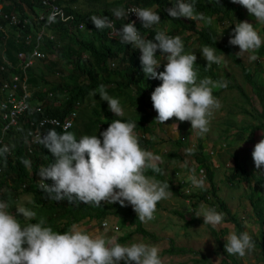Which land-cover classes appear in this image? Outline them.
<instances>
[{
    "label": "clouds",
    "instance_id": "obj_1",
    "mask_svg": "<svg viewBox=\"0 0 264 264\" xmlns=\"http://www.w3.org/2000/svg\"><path fill=\"white\" fill-rule=\"evenodd\" d=\"M231 2L243 6L249 14L254 15L257 23L264 24V0ZM130 12L136 14L143 28H150L161 20L156 11L141 7L130 9L127 13L118 7L112 10L114 16L112 18L107 15H92L90 19L97 30L109 29L107 32L109 38H118L121 44H131L134 49H139L141 53L139 59L145 75L162 81L151 93L152 105L157 113L155 121L164 124L175 117L180 122H190L191 129L197 135L207 134L214 111L222 106L213 92L227 87L226 81L213 80L210 77L198 78V70L194 67L197 56L193 50L185 52L184 43L179 35L170 36L165 31L157 30L154 40L146 39L135 26L138 23L128 20L121 28H116L114 19H122L125 15L128 17ZM167 12L172 18L186 17L203 21L207 25L213 22L212 18L205 16L204 13H197L194 4L185 0H177L175 7L167 9ZM57 16L61 20L65 19L62 11L53 9L46 22L55 23ZM37 18L35 22L40 26ZM41 23L43 25L39 29L35 28L34 33L43 28L45 34H49L45 31L48 24ZM31 27L33 29L32 24ZM82 28L83 24L78 29ZM110 31L111 36L108 34ZM228 42L239 47L240 51L236 55L249 53L251 60L257 59L254 53L264 45V40L254 25L248 21H239L235 24ZM158 49L162 59L167 61L163 71L159 72L157 69L160 67L161 59L157 58ZM200 51L207 61L208 68L224 61V56L216 54L215 47L204 45ZM97 93L101 100L107 101L108 108L115 116H124L120 100L109 95L105 85L100 84L93 94ZM77 109H70L75 111L72 125H66L64 129L57 127L63 131L62 133L57 132L56 127L48 128L45 135L36 136L35 144L29 141L26 131L28 139L25 142L29 152H33L41 144L54 157L52 163L41 166L38 172L39 188L46 194L45 198L54 201L67 198L70 203L79 201L96 207L101 206L102 202L109 204L118 202L121 206H126L127 202L141 222L153 220L157 203L169 199L172 195L168 182L147 174L149 170L155 174H163L158 163L161 157L141 146L140 138L134 131L136 123L130 120H113L99 136L96 133L85 134L77 139L74 132L68 131L75 125ZM70 111L64 117L58 118L64 119ZM28 119V115L25 114L20 120L25 122ZM32 120L34 119L30 121ZM5 133L0 135L1 142L4 141ZM261 135L262 138L254 145L252 151L257 170L264 165V132ZM188 151L191 153L192 149ZM8 152V146L0 148V157H5V164ZM19 161L30 169V160L22 157ZM46 180L53 183L50 185ZM190 180L194 187L204 188V181L197 178L195 169L191 170ZM9 207L8 203L0 202V264H121V261L124 264H164L160 256L161 249L157 245L143 241L122 244L118 242L116 236L110 237L106 232L88 231L77 224H73L66 231H56L47 225L43 216L37 218V212L23 203L15 206V214ZM194 212L197 217H203V224L214 229L224 222V213L218 212L214 207L201 205L199 210ZM103 221L104 218L100 223ZM105 227L107 228V223ZM225 241V250L230 255L243 257L255 247L252 237L246 231L239 234L231 231Z\"/></svg>",
    "mask_w": 264,
    "mask_h": 264
},
{
    "label": "rangeland",
    "instance_id": "obj_2",
    "mask_svg": "<svg viewBox=\"0 0 264 264\" xmlns=\"http://www.w3.org/2000/svg\"><path fill=\"white\" fill-rule=\"evenodd\" d=\"M126 1L76 0L71 4V7L81 12H101L103 10L116 9L121 5V2L124 4ZM200 1L209 2V0ZM145 2L146 0H138L137 4L141 8H149L156 11L161 17L160 22L153 25L154 30L165 31L170 36L179 35L184 43L185 52L194 51L197 56L194 67L198 70V78L201 77L200 74L203 71H206L203 78L209 77L213 73L217 75L211 76V79L220 80L218 79L220 77L221 81L228 83L227 87L216 89L218 94L215 97L222 106L214 111L210 131L203 136H199L191 129L190 122H180L175 117L164 124L155 121L156 111L150 105L148 99L143 100L145 102L143 104L142 99L135 96V86L133 84V87L126 89V94H119L115 91L109 92V95L120 100L125 117L146 123V130L135 128L134 131L138 137L144 135L146 141L142 142V147L144 144L151 143L146 150L161 157V161L158 163L162 166L163 181L169 183L172 195L169 199L161 200L157 203L153 220L146 223L141 222V225L147 231L144 234L133 231L135 224H130L127 210L129 209L134 213L135 211L127 202V208L119 203L111 204H115V206L111 207L109 215L104 217L107 228L100 223L101 220L88 219L87 217L80 219L74 224L88 231L106 232L110 237L116 236L118 242L122 244L143 241L157 245L161 249L160 256L166 264H222V258L228 254L224 247L225 238L231 231H235L238 234L246 231L250 236L259 238L260 231L264 230V220L258 219L249 200L250 195L254 198L256 194L264 195V183L258 187L259 190L254 187L253 179H250V183L240 182L238 178L232 179V174L235 172V163H239L252 177L264 179V165L257 170L252 158L254 145L262 138L261 133L264 132V127L259 126L260 123L264 124V110H262L251 84L245 79L241 65L231 55L227 53L217 54L216 52L217 55L224 56V61L219 65L213 64L208 68L206 66L207 61L203 58L200 51L202 47L191 30L174 29L172 20L169 19L163 10L158 8L156 4L146 5ZM4 3V0H0L2 6ZM61 4L66 5L64 0H62ZM169 8H172L171 5L167 6V9ZM13 12L16 13L17 11L14 10ZM24 13L33 16L29 9L25 8ZM205 16L212 18L213 22L211 25H207L203 21H195L194 25L196 27L200 25L209 26L220 35L221 39H228L229 41L232 29L237 22V16L232 15L222 19L216 15ZM181 20L189 23L192 19L181 17ZM240 21L252 23L262 40H264V24L257 23L254 15L249 14L246 8L243 9ZM2 31L16 41L17 33L11 25L5 24L2 27ZM80 35L85 37L87 32L82 30ZM2 48L3 45L0 44V54ZM239 51L240 49L237 46L235 52L238 53ZM47 53L45 55L47 57L44 60H35L32 66V75L36 80L30 84L31 102L37 104V102L41 101L44 107L51 106L54 109L61 104L62 94L52 93V96H50L52 99L47 97L45 100H39L38 97L48 90L50 83L60 82L63 78H67V75L72 73V68L70 62L55 56L53 51L47 50ZM249 55V53H244L239 58L244 64L249 65L253 70L255 69V76L264 98V56L255 54L257 59L251 60ZM157 56L158 59H161L160 67L157 69L159 72L167 61L162 59L159 49L157 50ZM115 64L118 66L119 62L115 61ZM95 90L92 89L80 100L74 125L78 139L85 134L92 135L96 133L99 136L100 132L106 129L98 127L92 132L83 131L82 122L87 120V117L91 114V109L101 111V106L108 108L107 101L101 100L98 93L96 95L93 94ZM15 137L16 135L12 133L8 136V139L12 141ZM100 138L102 139V137ZM199 140L201 142V152L197 151ZM2 142L9 147L7 139ZM239 144L241 145L239 146ZM189 149H192L191 153L188 151ZM200 153L205 160V164L213 172L212 183L214 184L215 193L212 192L210 183L206 180L202 164L196 158ZM192 169H195L197 178L203 179V189L196 188L191 184ZM29 171L31 170L29 169ZM5 180L9 186L13 187V184H15L7 177ZM5 190L6 185L0 186V193ZM39 191L23 192L16 189L13 201L9 202L4 198H0V202L8 203L10 206L9 210L13 214L16 213L15 206L23 203L26 207L37 212V218L43 216L47 221L52 211L48 209L49 200H45ZM257 191H260V193H257ZM202 193L205 194L206 198H209L211 203L217 205V201H222L229 208V213L234 214L240 221V230L237 223L228 218L229 213L219 206H217V211L224 213V222L215 229L210 225L203 224V217H197L194 212L198 211L201 205L210 207L208 201L200 197ZM66 201L70 203L67 198ZM262 212L264 217V210ZM20 218H22V215ZM121 236H124V238H120ZM259 250L260 248L255 244L254 249L246 253L245 256H232L239 264H264ZM122 263L124 262L121 261Z\"/></svg>",
    "mask_w": 264,
    "mask_h": 264
},
{
    "label": "trees",
    "instance_id": "obj_3",
    "mask_svg": "<svg viewBox=\"0 0 264 264\" xmlns=\"http://www.w3.org/2000/svg\"><path fill=\"white\" fill-rule=\"evenodd\" d=\"M4 1L5 3L2 6L4 11L13 12L15 10L17 11L16 14H18L19 18L25 17L29 20V22L24 24L23 27L11 25V27L17 33L15 41L12 37L4 34L2 27H4L5 23L0 19V44L3 45L0 54V65H2L3 60H5L14 67L7 68L8 71H17L15 68L16 63L19 60L17 53L21 52L26 56L29 55L30 50L35 45V36L33 30L35 28L39 29L40 26L43 25V23H40V26L37 25L35 20L37 16L40 13H44L45 10L41 6L42 0ZM75 1L76 0H64L66 3L64 6L61 4L62 0H57L64 12L70 15L73 21L62 22L56 18L55 23L45 26V31L49 34H45L43 36L40 50L53 51L55 56H59L60 58L70 62L72 68V73H69L67 78H63L60 82L50 83L48 90L40 94L38 97L39 100H45L47 97H49L47 94L49 92L63 95L61 104L56 106L54 109L51 108V106H46L45 112L59 118L64 117L70 111V109L79 108V104L81 102L80 100H82L83 96L88 94L92 89H97L100 84L105 85L108 93L115 91L119 94H126V89L135 86V96H137V98H141L142 102L143 100L148 99L150 105L153 107L151 93L155 87L162 82L159 79H153L145 75L139 59L141 55L139 49H134L131 44H121L118 38H109L107 36L109 29L97 30L90 19V16L92 15H107L109 18H112L114 17L112 10H103L101 12H81L71 7V4ZM137 2L138 0H127L124 4L121 2L119 8H123L126 13V8L133 4H137ZM176 2L177 0H146L145 3L146 5L156 4L158 8L163 10L169 19L172 20L174 29H190L201 47L204 45L212 46L216 48L217 54L227 53L228 55H231L232 58L241 65V70L245 79L251 84L256 97L259 99L262 110H264V98L260 91L259 82L255 76V69L253 70L249 65L244 64L239 56L236 55L237 53L235 50L237 46L230 45L228 39H221L220 35L209 26L200 25L199 27H196L194 25L195 20H190L189 23H186L181 20V17H170L166 10L167 6L171 5V7H175ZM185 2L193 3L197 13H204L205 15L210 16L216 15L220 19L236 15V23L240 21L244 9L243 6L234 4L231 2V0H218V2L217 0H209V2H203L200 0H185ZM25 8L29 9L33 16H30L29 14L26 15L24 13ZM127 20L128 19L126 15L122 19L115 18L114 25L119 29L123 24L128 22ZM78 23L83 24L82 29L77 28ZM31 24L34 26L33 29ZM135 26L139 30L142 37L154 40L156 30H154L153 26L150 28H143L141 22ZM82 30L87 32L85 37L80 35ZM28 34L31 35V39L29 43H25L24 37ZM255 54L257 56H264V45H262L261 48L255 52ZM45 57L38 58L37 60H44ZM115 61L119 62L118 66H116ZM161 71H163V67ZM32 73L33 70L32 67H30L28 69L29 91L30 84L34 83L36 80ZM205 74L206 71H203L202 74H200V78H203ZM216 75L211 73L209 77ZM218 79L221 80L220 77H218ZM213 94L214 96H217L218 91L214 90ZM0 98L2 99L1 94ZM49 99L52 98L49 97ZM143 104H145V102H143ZM101 109V111H98L97 109H91V114H89L87 120L82 122L83 131L92 132L98 127L105 129L108 127L109 123L116 119H121L123 121H133L136 123V128H140L143 131L146 130V123L141 120L125 116H115L114 113H112L109 108L105 106H101ZM28 117V121L21 122L20 120L17 126L8 129L3 138V140L7 139V141H9V152L6 154V164L4 162L5 157H0V186L3 187V185H6V190L0 193V198H4L9 202L14 200L16 195L14 192L16 189L23 192L40 190L38 183L39 169L41 166H47L54 161V157L52 156L51 152L41 144L37 146L33 152H29L28 149H26L25 140L28 139V136H26V131H28L30 127V120L35 119L36 115H28ZM4 124L5 121L2 118L0 110V135L2 133V126ZM259 126L264 127V124L260 123ZM55 130L57 132H63L59 128ZM68 131L74 132L77 137V130L74 127ZM12 133H14L16 137L11 141L8 139V136ZM139 138L140 144L146 141L144 135L141 137L139 136ZM177 143L179 142L177 141ZM149 145H151V143H148L147 145L144 144L143 148L146 149ZM4 146H6V143L0 142V148H3ZM197 151L201 152L200 140L198 142ZM22 157L30 160L31 173L28 168L20 163L19 160ZM196 158L202 164L206 180L209 181L211 190L213 193H215L214 184L212 183L213 172L210 170L209 166L205 164V160L203 159L201 153L198 154ZM159 167L162 168L160 164ZM234 171L235 172L232 174V179L238 178L240 182L248 183H250V179H253L255 184L254 187L257 189H259L258 187L264 183L263 178L252 177L251 174L246 171L239 163L234 164ZM147 174L155 175L157 179L163 181V174H155L151 170H149ZM6 177L15 183L13 184V187L9 186V184L6 182ZM46 181L50 185L53 183L51 180ZM39 192L40 195H42V197L46 200V194L41 190ZM258 192L260 193V191H257V193ZM200 197H202L205 201H208L210 207H214L217 210V206H219L221 209H224L229 213V208H227L222 201H217L216 205L215 203H211L209 198H206L204 193H202ZM47 200H49L48 209L52 211L50 213V217L46 221L47 225L51 226L53 230L61 232L68 230L72 224L78 222L82 218L87 217L88 219L101 220L106 215H109V209L111 207L115 206V204H118V202L113 205L102 203L101 206L96 207L92 204H84L83 202L79 201H76V203H68L66 198L60 201H54L51 199ZM249 200L251 206L253 207L254 213L258 216V219L263 221L264 217L262 211L264 210V195L256 194L255 198L250 195ZM127 213L129 215L130 224H135L133 231L142 234L147 233V231L141 225V221L138 219L137 215L129 209L127 210ZM228 218L237 223L238 229L240 230L241 223L238 218L234 214L230 213ZM251 237L254 243L260 248V257L264 261V230L260 231L259 238L257 236ZM120 238H124V236H121ZM221 262L222 264H239L237 260L230 254L225 255Z\"/></svg>",
    "mask_w": 264,
    "mask_h": 264
},
{
    "label": "built area",
    "instance_id": "obj_4",
    "mask_svg": "<svg viewBox=\"0 0 264 264\" xmlns=\"http://www.w3.org/2000/svg\"><path fill=\"white\" fill-rule=\"evenodd\" d=\"M0 5V19L3 20L5 24L23 27L24 24L29 22L25 17L19 18L18 14L14 12L4 11L2 4ZM41 6L45 12L39 14L37 18L38 23L44 22V24H48L46 18L53 9H59L64 13V20H61V18L57 16V19L60 21L67 22L72 20L70 15L65 14L57 0H42ZM134 8L140 7L138 5H131L126 8V13ZM127 19L129 22H135V24L141 22L134 12L128 13ZM77 27L81 28L82 24H78ZM110 33L111 31L108 33L109 36H111ZM44 34L43 28L34 33L35 45L30 50L28 56L21 52L17 53V57L19 58L15 65L17 71H8L7 68L14 67L5 60H3L2 65H0V94L2 95V99L0 98V110L2 118L5 121L2 133L16 126L23 115H36V119L30 121L31 127L28 130L29 141L35 144L37 143L35 142V138L38 134H41V136L45 135L48 128L60 127L64 129L66 125H72V120L75 115V111L71 110L70 113L61 120L56 116L46 113L42 102H37V104L31 102V93L28 90V69L33 66L36 59L43 58L47 55L46 51L40 50ZM30 39L31 36L29 34L26 35L24 37L25 43H29ZM51 95L52 94L49 93V96ZM1 140L2 138L0 137V142ZM102 225H106L105 221L102 222ZM164 264L166 263L164 262Z\"/></svg>",
    "mask_w": 264,
    "mask_h": 264
}]
</instances>
